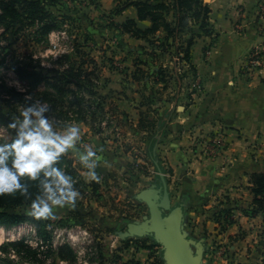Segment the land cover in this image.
<instances>
[{"label": "crops", "instance_id": "obj_1", "mask_svg": "<svg viewBox=\"0 0 264 264\" xmlns=\"http://www.w3.org/2000/svg\"><path fill=\"white\" fill-rule=\"evenodd\" d=\"M79 1L97 17L96 26L101 22L105 30H94L92 41L105 47L115 44L113 63L121 59L124 68L103 63L106 82L99 89L125 119L117 124L122 137H106L82 123L87 147L92 146L98 160L106 164L144 159L152 161L155 173L159 169L167 172L172 203L183 208L184 234L193 252H198L199 243L204 244L206 263L264 264V212L254 202L251 182V174L264 172V73L249 77L244 71L254 47L264 40V22L257 18L264 0H205L212 10V34L194 28L199 36L191 49V62L204 82L194 103L187 82H158L151 68L160 62L142 64L151 60L146 52L153 46L148 40L110 26L111 21L122 24L135 19L138 27L146 30L153 24L150 19L139 20L135 6L111 18L116 0ZM159 35L165 37L166 33ZM164 64L170 66L171 60ZM138 68L145 70L146 76L140 77ZM148 110L157 123V131L152 129L153 144L152 133L140 127ZM220 126L227 134L224 154L213 159L194 156L188 131L211 134ZM156 180L161 184L160 177ZM224 210L230 211L233 223L216 220ZM141 241L150 247H139ZM130 242L123 249L131 252L129 259H140L143 264L152 261V252L158 247L153 238ZM135 246L140 248L138 252Z\"/></svg>", "mask_w": 264, "mask_h": 264}, {"label": "rangeland", "instance_id": "obj_2", "mask_svg": "<svg viewBox=\"0 0 264 264\" xmlns=\"http://www.w3.org/2000/svg\"><path fill=\"white\" fill-rule=\"evenodd\" d=\"M45 4L59 21V28L47 37L38 31V23L31 24L24 20L21 25L11 27L8 31L0 23V59H5V64L0 67V108L14 118L19 114L24 101H41L44 92L57 94L56 90L43 82L35 84L20 79L14 72L15 66L29 65L45 74H52L48 70L53 68L63 70L68 65L72 66L74 61L78 62L75 67L79 66L80 59L74 55L75 44L85 43L86 37H92L94 30L105 32L101 22L96 26L97 17L92 10L79 0H45ZM54 44L57 48H54ZM89 45L96 48L93 54L102 64L109 65L116 60L112 50L115 44L105 47L91 41ZM86 49L89 51V48ZM63 54H70L71 60L60 62ZM117 62L113 63V67L123 70L120 67L121 59ZM102 71L105 72L103 69ZM102 71L93 78V84L83 80L86 84L84 88L75 86V81L66 85L73 88L75 94L68 92L64 107L53 111L51 117L54 123L58 126L69 122L82 124L79 110H83L88 122L94 126V129L88 126L92 131L112 139L122 137L117 124L125 119L116 112L111 98L104 102L98 94V89L106 82ZM72 101L73 105L70 104ZM12 139L8 128L0 124V142H10ZM84 140L81 137L77 143V148L81 151L87 148L83 144ZM63 155L74 161L73 168L77 172L74 179L76 184H80L79 189L83 194L74 204L55 209V217L52 219L54 223L50 225V229L55 249L70 246L75 252L76 260L70 262L58 255L47 254L43 257L47 262L42 264H130L131 252H124L123 249L130 246L132 239L123 240L121 236L127 232L128 223L142 221L149 216L147 204L138 200L137 194L158 182L156 179L159 175L154 172L152 161L142 159L112 165L98 160L95 171L100 178L97 180L89 176L88 169L73 155L72 150ZM92 183L99 185L96 191H93V187H88ZM29 206L30 204H26L11 211L29 214ZM59 220L63 223H57ZM64 222L67 225H62ZM19 239H25L33 246H43L40 235L31 223L10 229L0 227V264H37L11 256L7 243ZM156 245L158 247L152 252V261L144 264H161L159 260H163L165 264L163 248L157 243ZM139 247L135 246L134 249L138 252ZM133 260L136 262V259Z\"/></svg>", "mask_w": 264, "mask_h": 264}, {"label": "trees", "instance_id": "obj_3", "mask_svg": "<svg viewBox=\"0 0 264 264\" xmlns=\"http://www.w3.org/2000/svg\"><path fill=\"white\" fill-rule=\"evenodd\" d=\"M116 2V7L110 13L111 18L112 16L122 14L130 6H135L138 10L139 20L150 19L153 23L152 26L146 30L140 29L135 19H128L122 24L111 21L110 26L129 33L133 37L148 40L153 46V49L146 53L152 61L148 60L142 62V64L151 65L154 61L160 62V64H153V68H151L154 72L155 80L167 84L170 79H174L179 85H183L184 82H187L188 87V74L193 73L197 75L191 62V49L196 38L199 36L194 28L198 27L203 34H212V25L210 22L212 10L209 3L205 0H116ZM24 20L31 24L38 23V31L44 37L49 36L54 30L59 28V21L57 18H54L53 14L46 8L45 0H0V23L5 26L7 31L11 27L14 28L19 24L21 25ZM160 32H165V37H161V35H159ZM92 40L91 36H87L85 43L77 42L75 44L74 55L80 59L79 66L75 67V64H78V62L74 61L72 66L68 65L63 70L58 68L48 70V72L52 74H45L29 65H17L14 67V72L20 79L35 84L43 82L57 91V94L52 92H44L42 94L40 100L51 105L46 115L51 117L54 110L64 107L67 103L66 94L68 92L75 94L73 88L67 87L66 85L72 84L74 83L73 81H75V86L84 88L86 84H84L83 80L93 84V78L97 73L102 71L104 64H100L93 55V51L96 48L89 45ZM86 47L89 48V51ZM174 57H178L179 61L185 63L187 68H183V71H177L174 67L169 65L165 66L164 62L167 59L172 60ZM71 58L72 56L70 54H63L59 60L60 62H67L71 60ZM4 64L5 59H0V67ZM111 65L113 66V61H111ZM85 66H87V68ZM155 68L157 69L154 70ZM137 72L140 74V77L146 76L145 70L141 68H138ZM93 93L95 94L97 92ZM98 94L104 102L109 98L101 94L99 89ZM191 97L189 93V98L192 99ZM32 102V100H26L23 102V106ZM73 103L74 101L70 104L73 105ZM99 107L101 110H104L100 105ZM79 111L81 121L90 126L91 129H94V126L88 122L83 110ZM150 113L151 111L148 110L142 116L140 127L147 128L148 131L152 133L150 142L153 144V137L157 131V123L156 120L150 118ZM13 119L14 116L12 114L0 108V124L7 127L14 138L16 129L10 127V121ZM152 129H155V132ZM58 163L61 167L66 166L65 170L72 174L73 177L77 174L75 168H73L74 161L67 158V156L63 155ZM25 179L30 185V194H23L20 192L0 194V227L10 229L12 227L31 223L40 235L43 246H33L25 239L12 240L7 243L9 253L11 256L29 263H46L47 260L43 257L47 254L51 256L58 255L63 260L74 262L76 260V255L70 246H61L58 249L54 247L50 225L54 223L52 219L55 216L46 219L44 217L38 218L30 214L11 211V209L30 204L31 199H33L39 191L38 181ZM251 182L254 202L264 212V172L251 174ZM75 186L79 189L80 184H76ZM88 187H93V191H96L99 185L92 183L91 185L88 184ZM80 192L83 194L82 190H80ZM216 220L220 223L224 221L226 225L234 221L229 210H224L216 217ZM57 223H63V221L59 220ZM62 225L67 224L64 222ZM144 242L146 243V241ZM141 246L150 247L142 244V242L140 247ZM159 262L164 264L163 260H159ZM130 263L141 264L139 261L134 262V260H130Z\"/></svg>", "mask_w": 264, "mask_h": 264}, {"label": "clouds", "instance_id": "obj_4", "mask_svg": "<svg viewBox=\"0 0 264 264\" xmlns=\"http://www.w3.org/2000/svg\"><path fill=\"white\" fill-rule=\"evenodd\" d=\"M29 95V99H30ZM51 105L39 100L21 106L20 112L10 121L16 134L10 142H0V194H30L27 179L38 181L39 191L27 209L35 217H51L60 206L74 204L81 197L76 180L58 163L63 154L72 150L86 166L92 179H99L95 171L98 153L88 146L77 150L82 137L78 122L58 126L46 115Z\"/></svg>", "mask_w": 264, "mask_h": 264}, {"label": "water", "instance_id": "obj_5", "mask_svg": "<svg viewBox=\"0 0 264 264\" xmlns=\"http://www.w3.org/2000/svg\"><path fill=\"white\" fill-rule=\"evenodd\" d=\"M159 177L161 184L157 182L137 194L138 200L147 204L149 216L128 223L127 232L121 238L152 236L163 248L165 264H208L204 261V244L199 243L198 252H193L183 230V208L173 205L168 180L163 174Z\"/></svg>", "mask_w": 264, "mask_h": 264}, {"label": "built area", "instance_id": "obj_6", "mask_svg": "<svg viewBox=\"0 0 264 264\" xmlns=\"http://www.w3.org/2000/svg\"><path fill=\"white\" fill-rule=\"evenodd\" d=\"M82 1H91V0H82ZM258 20L264 22V3H262L257 11ZM262 36L264 38V27L261 28ZM54 48H57V45L54 44ZM171 67H174L177 71H183V68L186 69L187 66L185 63H181L178 57H174L171 60ZM244 71L249 77H255L258 74L264 73V40L262 43L256 45L247 61V64L244 66ZM188 81V90L191 94L190 102L194 103L198 94H200L204 89V82L198 76L193 73H189L187 77ZM189 139L191 142V152L194 156L203 157L207 159L218 158L223 155L226 151L228 141L226 129L220 126L216 131L211 134H196L194 131L189 130ZM86 145V142H83ZM87 146V145H86ZM156 174H163L167 177L169 174L164 170L156 171ZM132 239V244L136 242L137 238ZM134 258L130 259L133 260ZM131 264V263H130Z\"/></svg>", "mask_w": 264, "mask_h": 264}]
</instances>
